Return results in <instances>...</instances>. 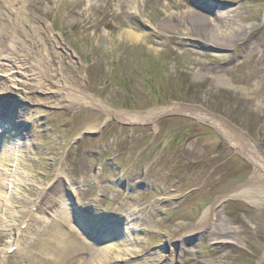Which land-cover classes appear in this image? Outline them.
<instances>
[{
    "label": "rangeland",
    "instance_id": "rangeland-1",
    "mask_svg": "<svg viewBox=\"0 0 264 264\" xmlns=\"http://www.w3.org/2000/svg\"><path fill=\"white\" fill-rule=\"evenodd\" d=\"M173 1L168 12L145 4L144 18L132 19L148 40L129 43L113 34V42L103 43L106 0H0V15L2 5L15 7L36 26L24 34L0 26L4 44L40 45L36 58L66 83L52 94L15 86L0 73L1 263L29 264L40 253L36 239L54 232L60 216L71 217L72 196L82 225L121 234L122 253L133 255L118 264L171 250L162 264H264V178L251 181L253 166L238 139L264 154V0ZM189 8L224 15V29L241 31L218 47L208 39L214 26L199 16L175 31L161 26L169 12L185 18ZM152 41L164 44L160 51L150 48ZM93 61L98 65L89 67ZM198 70L203 77H195ZM74 88L124 115L182 105L208 119L179 111L130 123L92 105L70 106ZM215 115L236 132L215 127ZM219 197L214 225L179 240ZM95 218L102 226L89 225ZM221 229L233 243L215 242ZM60 230L74 249L95 246L71 219Z\"/></svg>",
    "mask_w": 264,
    "mask_h": 264
},
{
    "label": "bare ground",
    "instance_id": "bare-ground-1",
    "mask_svg": "<svg viewBox=\"0 0 264 264\" xmlns=\"http://www.w3.org/2000/svg\"><path fill=\"white\" fill-rule=\"evenodd\" d=\"M79 3L81 0H77ZM91 1V0H88ZM105 6V16L106 23H102V27H105L109 30V37L104 33L99 32L98 39L101 42H110L112 39L111 35H115L116 37L129 43H142L145 40H148L150 37L149 34L142 32L138 29L135 24L131 21L132 19L141 17L144 18V14L142 8L145 4L153 3L158 6H162L164 10L167 12L171 9V5L174 3L173 0H106ZM0 15V23L2 27L9 26V29L12 31H17L21 34L27 32H34L36 26L31 23L30 19H28L27 15L25 17L18 11L15 7H7L5 4L2 5ZM185 18L190 19V21H176V19H185L183 16L179 14V12H169L167 17L161 20V26L167 31H175L180 26H189V23L193 22L195 17L199 16L203 21H207L212 23L214 26L212 31L210 32L208 39L211 44L218 47H226L230 43H232L233 38L236 37L238 30L241 29H224V26L221 25L225 19L224 15H217L215 18H209L202 12H198V10L188 9L184 14ZM195 16V17H194ZM207 17V18H206ZM6 35V32L1 33L0 31V73L3 71L6 77H9V81H11L15 86L20 84H29L40 91H46L52 94H59L63 92L65 89L66 83L59 79L58 71L54 69H50L47 67L42 60H39L35 56L36 51H40L41 46H37L35 43L30 40V44H25L26 46L21 50L8 48L4 42L3 38ZM113 42V41H112ZM28 43V42H27ZM164 44L161 43L159 46L155 41H152L150 44V48L156 51L161 50V46ZM56 47L59 46L55 45ZM39 54V53H38ZM183 54V52H182ZM68 55V54H67ZM224 56V55H223ZM222 57V55H220ZM98 65V62L93 61L89 67ZM100 65V64H99ZM88 66H83L88 67ZM16 75H19L18 77ZM204 74L202 70H198L195 73L196 78L203 77ZM25 80V81H24ZM250 80V79H249ZM249 85V83L247 84ZM72 93L69 94L68 99L70 100V106L76 104L82 105H92L103 109L107 112L108 116L117 118L122 121L130 122V123H143L150 122L154 117L160 116L164 113L168 112H185L194 116L199 117L200 119H208L202 113L197 112L196 108L190 106H182V105H174L168 106L161 109H155L152 112L141 115H124L121 112H115L113 109L109 108L102 101L88 94L82 89L74 88ZM252 97V95H251ZM196 112V113H195ZM152 119V120H151ZM220 119H212L215 127H217L220 131L226 134H232L236 132L233 130L225 121ZM238 139L241 143L242 148L247 153L248 157L253 166V172L250 177L252 180H259L264 178V155L258 149V147L251 142V140L246 141L242 136H238ZM3 167V161L0 156V170ZM1 183V180H0ZM229 197L234 198H243L240 193H232ZM224 201L223 197H219L216 199L214 205L206 210L198 223L192 227L189 231L181 232L177 236L179 240H182L186 235L190 233H196L209 226L210 224L214 225V219L216 217V210L219 206L222 205ZM14 211V210H13ZM12 216H15V213H11ZM62 222H66V220L72 218L67 217H59ZM59 222V221H57ZM62 222L57 223V226L52 227L56 230L52 233H45V236L41 234L37 239L34 246L39 249V254H35L29 259V264H118V262H127L130 261V257L132 256V252L123 251V243H119V241H109L107 243L104 240H100L102 244H95L90 252H86L80 249H74L72 246L67 245L68 233L60 230V224ZM97 223V221H95ZM99 224V223H98ZM80 232V231H79ZM219 236L215 238L216 243L220 244H228L233 243L231 239L228 237V233L225 229L218 230ZM106 233V232H105ZM81 239L85 240L86 244H90L87 239L84 237L82 232L79 233ZM67 236V238H65ZM45 237H50V239H45ZM172 242V241H171ZM172 254V250L170 252ZM170 253L168 255H157L155 257L147 258L145 262H136V264H162L165 261H168L170 258ZM152 255V254H151ZM28 260V258H26ZM73 262V263H72ZM135 262H131L128 264H134ZM0 264L1 263L0 261Z\"/></svg>",
    "mask_w": 264,
    "mask_h": 264
}]
</instances>
